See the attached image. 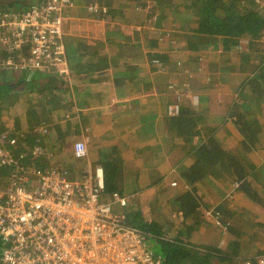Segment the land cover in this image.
I'll return each mask as SVG.
<instances>
[{
  "label": "trees",
  "instance_id": "1",
  "mask_svg": "<svg viewBox=\"0 0 264 264\" xmlns=\"http://www.w3.org/2000/svg\"><path fill=\"white\" fill-rule=\"evenodd\" d=\"M37 1L0 0L2 5L0 11L6 13L15 9L25 10ZM89 1L81 0L79 3L75 1L72 17L64 21V29L67 33L77 21H81L82 15L91 19L101 17L99 12L89 11ZM183 2L187 6L183 10L179 9V4L174 5L173 2H170L171 5L168 7L163 6L158 9L154 21L162 25L166 23L171 12H175V25H172L174 30L161 37L162 32H158V26L153 24L156 32L151 36V40L148 39V34L145 35L146 46L148 45L147 47L152 50L146 56L138 52V80L145 78L150 80L148 75L141 76L140 70L145 74L149 71L150 74L152 71L165 69L170 78H174L173 72H178V76L179 71L183 69L192 75L205 74L204 81L200 82L202 86L199 82L189 84L184 88L187 93L183 94L181 100L180 93H175L178 86H175V89L171 88V93L161 90L162 86H160L159 93L155 94L158 96L138 98L139 143L145 138L151 141L148 145L143 144L141 153L143 155L148 150L152 152L151 158L144 160L143 163L149 166V175L155 176L154 182L148 180L138 188L147 186L150 188L159 183L162 186L164 178L174 174L169 173L168 170L176 168L179 185L172 186L175 188L162 189L170 194L172 203L182 211L183 220L181 223L168 219L161 222L153 220L150 214L145 215L140 198L138 209L130 216L126 215V221L129 225L152 234L158 247L155 251L162 255L164 264H239L244 259H252L256 264V255H250L247 249L252 242L264 240V219L245 224L244 210L236 209L231 202H222L213 208L219 223L211 225V228L218 230L220 234L224 236L227 234L229 244L226 248L214 244H194L189 238V233L198 223H202L203 210L210 208L208 203L202 201L198 193L200 188H207L206 185L220 184L227 189L226 194L236 188V191H241L246 198L252 200L256 209L264 213V68L262 65L264 50L261 51L260 56L253 58L249 50L239 49L241 38L245 36L257 38L264 30V11L256 0H184ZM130 3L136 5L135 0ZM190 17L198 23V27L193 32L188 31ZM72 21L75 23L71 25ZM111 35L110 30H107L106 36ZM67 36L66 43L69 39ZM219 37L223 38L225 50L221 58L218 57V53H215L219 49ZM203 50H208L209 60H202ZM24 56H31L29 49L22 51L14 45L13 48L0 45V135H7L6 139L0 140V147L3 149L1 152L11 151L14 159L7 165H0V185L7 184L6 179L11 174L29 164L31 160H27L24 165L23 162L28 156L33 155L31 147L38 145L43 149L46 143L52 147L56 142L54 139L44 137L46 135L44 129L48 130L49 124L46 118L41 119L40 115L44 113L38 111L32 112L34 124L30 127L21 130L16 127L10 128L8 110L12 103L10 92L14 86L16 72L28 71L30 74L34 72L16 65ZM254 60L257 64L251 68ZM8 61L12 62L8 63ZM141 62L143 66L139 64ZM191 62L194 64L192 67L187 65ZM36 72L43 71L34 73ZM193 78L194 76L191 77L192 80ZM232 78L236 83L237 101L232 100L231 106L222 110L225 115L228 113V118L230 117L234 123L235 128L227 132L233 135L237 145L228 148L218 133L221 127L209 124V110L196 106L190 98L192 99L191 92L196 93L205 88L213 92L214 88L228 84ZM153 89L152 87L151 90ZM28 90L22 88L20 92ZM139 91L144 92V89L138 86V94ZM187 95H190V98ZM153 100H162L160 102L162 111L157 115L145 117L140 109L145 108L147 103ZM173 103L179 105V112L176 114H171L168 109ZM67 112L70 110L68 109ZM119 123H123L122 120ZM121 127L123 125L119 126ZM64 131L69 134V129ZM107 132L110 143H106ZM107 132L102 134L103 146L99 147L100 143L94 139L96 146L102 149L99 162L104 170L105 182L102 199L106 201H108L105 198L110 193L109 190L111 195L118 190L110 175L116 173L119 166L116 161L110 162V159L113 155L122 156L119 137L110 134L111 131ZM125 133L122 136L129 143L132 141L131 136H126ZM130 133H132L131 130ZM33 137L35 140L29 144L28 140ZM12 139H15V144L11 143ZM61 151L64 152V148ZM49 152H51L50 149ZM172 153H174V156H171L173 162L166 163L168 168L165 164L166 158ZM42 169L45 167H41ZM236 183H238L237 187ZM234 221H240L241 224L235 225ZM2 247L3 242L0 239V254ZM263 251L260 249L257 252L261 254Z\"/></svg>",
  "mask_w": 264,
  "mask_h": 264
},
{
  "label": "built area",
  "instance_id": "2",
  "mask_svg": "<svg viewBox=\"0 0 264 264\" xmlns=\"http://www.w3.org/2000/svg\"><path fill=\"white\" fill-rule=\"evenodd\" d=\"M256 1L264 11V0ZM74 7V0H38L25 10L0 11V45L29 49L31 56L16 63L22 68L68 73L64 21L65 11ZM89 9L108 14L97 2ZM245 37L239 40L241 48ZM250 40L264 45V30ZM193 101L198 103L197 96ZM169 111L178 113L179 105H171ZM6 138L0 135V140ZM1 150L0 165L14 161L11 151ZM38 151L36 147L33 153ZM73 155L88 160L82 179L70 178L72 172L64 166L34 170V177L20 168L6 179L7 184L0 185V264H164L151 245L152 234L129 225L126 214L113 212V202L125 206L128 198L115 191L112 202L102 199L104 171L89 160L86 140L74 143ZM173 185L178 184L174 181ZM235 191L227 196L235 197ZM209 211L207 219L219 223L213 209ZM255 258L256 264H264V251ZM239 264L254 262L244 259Z\"/></svg>",
  "mask_w": 264,
  "mask_h": 264
},
{
  "label": "crops",
  "instance_id": "3",
  "mask_svg": "<svg viewBox=\"0 0 264 264\" xmlns=\"http://www.w3.org/2000/svg\"><path fill=\"white\" fill-rule=\"evenodd\" d=\"M121 9L123 8L121 7ZM110 13L111 14L108 16V19H110L112 15V12ZM174 15L175 12H171V15H169V18L164 25L160 22H153V24L158 26L157 31L162 32L161 37L164 34H167V32L171 33L174 30L172 27V25H175ZM82 16L83 17L80 18L81 21H77L76 25L68 32L69 39L66 43V47L69 72L62 73L56 71L49 73L43 71L34 73V71L33 74H30L28 71H19V73L16 72L17 75L13 81L14 86L10 92L12 103L9 107L8 115L10 116L9 122L11 123L14 121V123L18 125L21 122H24L22 118L32 114L33 111L48 113L49 137L48 135H45V138L48 137L47 139L59 141L63 134H68L64 130L69 129L68 137L70 136L71 138H74L70 154L73 156V145L76 141L86 140L89 152L88 158L92 165L96 163V165L102 166L99 161L96 162L94 160V158L100 157L102 152V149L99 148L103 146L104 142L102 134L107 131H111L109 133L114 135L124 134V132H126L125 135L127 136V132L131 130L132 133H130V135L132 136V139L136 138L138 142L140 138L138 136V98L150 95L158 96L155 94L159 93L160 83H155L159 77L157 76L158 73L152 71L149 74V71H147L145 74V72L140 70V65L143 66V62L139 63V70L141 72L140 75H148L150 76V80L149 78L138 80V33L137 36H131V32L129 30L133 29L134 26H138V23H140V21L138 22V17H136L134 19L135 21L131 23L129 20H126L124 16V20L121 18L120 21H117L116 19L115 22L108 23V26H106V22L98 19L100 22L97 24V27L100 30L95 32L91 27H86V25L92 23L94 19L84 15ZM191 17L194 18L193 16ZM191 17L188 21V23H190L188 29L189 32H193L194 29L198 27V23ZM122 20L126 22L125 25L124 23L121 24ZM118 22H120V24H115ZM73 23H75V21H72L71 25ZM114 25L121 28L123 32L116 37H107L106 31L110 30L109 27ZM152 32L153 34L156 32L155 27L150 30V33ZM220 38L221 37L218 39L219 58H221V55L225 52ZM239 49H241L240 46ZM172 75L174 77L172 79L179 81L178 87L182 86L180 83L181 77H178L176 72H173ZM199 75L200 74L197 73L194 75L191 74V77L194 76V78L190 84H192L195 81V78ZM138 86L141 89H144V92L139 91L138 94ZM152 87L154 88L153 90H151ZM22 88L29 90L26 92H20ZM235 89L236 83H234V79L232 78L231 82L225 85H220L218 88H214L212 90L213 92H210L206 88L203 90L200 89V92L196 91V93H201L198 96L199 100L197 104L192 101L193 97L191 99L190 95L187 96L196 106L198 105L202 109L209 110V124L214 125L213 121L215 118L222 117V115L228 117V113L226 115L222 114L224 113L222 109L231 106L232 100L237 101ZM166 92L171 93L169 90ZM191 93L193 94L194 92ZM153 101H158L160 103L162 100ZM171 105H175V103ZM68 109L70 112H67ZM220 110L221 112H219ZM62 112L63 114L61 115ZM157 114L158 113L145 114L144 116L149 117ZM101 119H103L102 122ZM121 120L123 123H119ZM104 123L107 127H105ZM122 125L126 128V130L123 127H121L123 129L119 128V126ZM231 125V130H233L235 128L233 121ZM16 128L18 129V127ZM229 130H226L225 132L226 139H228L227 142L224 138L223 141L228 148H233L236 147L237 141L233 135L228 134L227 131ZM107 136L108 132L106 134V137ZM94 139L100 143L99 147L94 143ZM34 140V137L30 138L28 143L32 144ZM143 140L142 145L138 144V148L140 150L141 147L144 146L143 144L148 145L151 142L146 138ZM32 148L33 147H31V150ZM35 155L37 154L28 156V158L23 162L24 165L27 160H31L26 167H20L25 169L31 177H34V170H41V168L37 166L38 164L34 162ZM91 155L94 157L93 159L91 158ZM171 156H174V153L166 158L167 161L165 164H171L173 162ZM87 161L86 163L88 165ZM134 165L135 164L133 163L130 164L131 167ZM168 172L174 174L176 173L177 175L176 168H172L171 170H168ZM71 174L73 175V172ZM151 178L152 176H150L149 180H151ZM155 185H160V183ZM213 189L215 193L218 191L222 192L217 187H214ZM226 190L227 189L224 188V193ZM208 192L209 191H207V189L202 190L200 188L198 190L199 196L203 202L207 203L206 199L210 198L213 202L222 203V201H226L227 195L224 194L219 200L216 198V195H210ZM235 192V198L236 196L241 197L239 204L241 202H245L246 200L245 203L248 204L246 209L252 210V200L246 198L241 191ZM218 204L219 203L216 205ZM177 212H180L183 216L181 210L178 211L177 209ZM261 216L258 214L257 219L252 222L263 221ZM236 225H238V223H236ZM214 232L215 230L209 226L205 227L203 223L200 229V236H198L199 240L194 241L192 239V237H195L196 235L195 229L190 231L189 238L194 244L216 245L217 241L215 243V239L217 236L214 235ZM257 242H261L257 244L259 245V248L254 251L249 248L250 255L255 254L258 256L260 253L257 251L260 249L264 250V240H259Z\"/></svg>",
  "mask_w": 264,
  "mask_h": 264
},
{
  "label": "rangeland",
  "instance_id": "4",
  "mask_svg": "<svg viewBox=\"0 0 264 264\" xmlns=\"http://www.w3.org/2000/svg\"><path fill=\"white\" fill-rule=\"evenodd\" d=\"M74 1H76V3H79L81 0H74ZM132 1L133 0H92V1L90 0L89 6L93 2H97L98 5L100 4L101 6L107 8L108 14L107 15L103 14L102 11H101L102 13L99 12V15L101 17L96 18V19L92 18V19H94V21H92V23H89L88 25H86V27L87 26L89 28L91 27L93 31L98 32L100 30L97 27V24H99V22H100V21H98V19L106 22L105 24H106V26H108V23L115 22L116 19H117V21H120L121 18L122 19L124 18V16H125L126 20H129V22H131V23L135 21L134 19L136 17H138V22L140 21V23H138V26H134L133 29H129V30L131 32L130 33L131 36H137V33H138V52L146 56L148 54V52L151 51L152 49L150 47H147L148 45L146 46L145 35L148 34V39H150V40H151V36L154 35L153 32L150 33V30L153 29V22L156 18L155 14L158 13V9L162 8L163 6H165V7L170 6L171 5L170 2H173L172 4H174V5L179 4L180 10H183L187 6L183 2L184 0H135L136 5H132L130 3ZM89 2H87V3H89ZM138 5H140V6H138ZM0 6H2V5H0ZM121 7L123 9H121ZM88 9H89V7H88ZM110 12H112V15H111L110 19H108L109 14H111ZM72 15H73V10L67 9L65 11V16L67 18L72 17ZM67 18L65 20H67ZM123 20H122L121 24L124 23V25H125L126 22H124ZM141 23H144V24H141ZM115 24L118 25V24H120V22L115 23ZM117 25L109 27L110 32L112 33V35H111L112 37H116L119 34H121V32H123V30L121 28H119ZM66 33H67V31H66ZM67 35H68V33H67ZM155 35H156V33H155ZM245 39H246V42L240 43V44L244 43L242 45V48L241 47L240 48L243 51L249 50V54L253 55V58H255L257 55L260 56L261 51L264 50L263 44H259L258 42L251 41L250 37H248V36H246ZM65 44H66V42H65ZM66 49H67V47H66ZM208 53H209L208 50L202 51V60L203 59L209 60V58L207 56ZM215 53H218V51ZM255 64H257V62L254 60V65H252L251 68H253L255 66ZM259 64H260V61H259ZM187 65L192 67L194 64L191 62ZM262 65L264 68V64H262ZM158 66H159V64H158ZM185 70L184 69L180 70L179 71L180 73L178 74V76L181 77L180 83L182 84V86L178 87L179 89L177 88L175 93L176 94L180 93L179 94L180 100L183 99V94L186 93L184 88L188 87L189 86L188 84H190V82L193 81L191 79V73L186 72ZM155 72L158 73L157 76H159L157 78V80L155 81V83H160V86L162 85L161 90H165V91L169 90L170 91L171 88H175V86H179V81H176V79L174 80V79L170 78L167 70L163 69V70H157ZM204 75L205 74H200L199 76H197L195 78L194 82H196V83L197 82H199V83L203 82L204 81ZM172 82H174V83H172ZM199 85H201V83ZM156 88H159V87H156ZM197 88H198V86H197ZM187 91L189 92V90H187ZM197 92H200V91H197ZM199 94H201V93H195V94L191 93V97L197 96V99L199 100V97H198ZM155 109H158V110H155ZM140 111H141V114H153V113L159 114L161 112L160 103L157 101L156 102L150 101L147 103V106L145 108H141ZM219 112H221V110ZM8 114H9V110H8ZM222 114H224V113H222ZM40 116H41V119L47 118V120L49 117L48 113H46V112L44 114H41ZM22 120L25 123L21 122L20 124L16 125V123H14V121L11 122L10 128L15 129V127H18V129L21 130V129L30 127L31 125L34 124V115L29 114V115H27V117L22 118ZM213 123H214L213 126H220L221 127V129H219L218 133L227 142L228 139H226L225 132H226V130L232 129L231 118L230 117L228 118V117L222 115V117L215 118ZM123 128H125V127L123 126ZM123 128H120V129H123ZM127 133L129 136H131L130 130ZM114 136L119 137L118 140L121 144V145L120 144L119 145L122 149V153H121L122 156L113 155L111 157L110 162L116 161V164L119 167H118L116 173H114L113 175H110V176L113 179V184L116 186V188L118 189V191L122 195H125L128 198L129 203L127 205L123 206L119 202H113L112 203L113 212L118 213L120 211L119 214L122 212V213L130 216L131 214H133L138 209V203H139V200L141 198L140 204L143 207L145 215L150 214L149 216H151V218L153 220L160 221V222L168 219L169 221H174V222L177 221V222L181 223L183 218H182V215H180V212H177L178 207H176V205L174 203H172L170 194L163 191V189H168L167 187H172V182H174V181L177 182V175L172 174L170 177L169 176L165 177L164 181L162 182V186L154 184V186H152V188L151 187L149 188V186H147V187H141L139 189L138 188L139 186H142L146 181H148L150 179V175L148 173L150 168L147 164H145L143 162H144V159L151 158L152 152L150 150H148L145 154L142 155V153H141L142 150H140L138 148V144L142 145V142L139 143V140L137 142L136 138L132 139V136H131L132 141H130L129 143H127L126 140H124V136H122V134L114 135ZM48 137H49V135H48ZM105 139H107L106 143H110L108 136ZM73 142H74V138H71L70 136L68 137V134H63L62 138L59 141L54 142L52 147H50L49 143L48 144L46 143L45 147H43V149L37 155L34 156V162H36L38 164L39 168H41V167H49L50 168V167H55V166L68 167L73 172V174H75V176H73L72 174L69 175L70 178L82 179L84 177V175L86 174V171L88 170L87 163H86L87 160L86 159L79 160L77 158H73V156L70 155V153H71L70 150H71V146H72ZM40 145L42 146V142L40 143ZM60 148L61 149L64 148L65 151L62 152ZM49 149L51 150V152H49ZM59 155L61 157H59ZM91 158L93 159L94 157L91 155ZM99 158L100 157L94 158V160L96 162H98ZM262 158L263 157H261V159ZM127 160L129 161L130 164L133 163L135 165L131 167ZM93 165L95 167L96 163H94ZM261 176H263V175H261ZM151 181L152 182L155 181L154 175L151 178ZM177 184H178V182H177ZM217 185L218 186L206 185L207 188H204V189L205 190L207 189V191H209L208 194L213 195V196L216 195V198H218L220 200L224 194L225 195H227V194H226V192L224 193V188L220 184H217ZM173 186H177V185H173ZM214 187H218L222 192L218 191L217 193H215V191H213ZM172 188H175V187H172ZM144 189H147V190H144ZM204 189H202V190H204ZM109 192L110 193L107 194V198H105V199L112 202L113 197L111 195L110 190H109ZM234 194H236V192ZM224 198H225V196H224ZM240 199H241V197H239V196L238 197L236 196V198L235 197L230 198V197L226 196V201H224V202L225 203L231 202V204L236 209L244 210L243 218L246 219L245 224H251L252 221L257 219L258 214H260V216L262 215L261 219H264V213H262L260 210L256 209L255 206H253L252 210H249V209L247 210L246 206L248 204L245 203L246 200H245V202H241L239 204ZM206 201L209 204L210 208H206L203 210L202 215H201V219L203 221H202V223H198L195 226V232H196L195 234L196 235H195V237H192V239L194 241L199 240L198 236H200V229H201L203 223H204L205 227H208V226L212 227L211 225H214L213 224L214 222H211L210 220L207 219V218H210V217H206V216H208L207 212H210L209 210L213 209L216 206V204L220 203V202H213V200L211 198L206 199ZM235 222L238 223V225L241 224L240 221H235ZM235 222H233V223L236 225ZM175 224H177V223H175ZM214 235L217 236L215 239V243L217 241L216 245L218 247L226 248L228 246L229 240L226 236L227 234L224 236L222 234H219L218 230H215ZM150 242H151L152 247L154 249L158 250V247H157V244L155 242L154 237H152V236L150 237ZM258 243H261V242H257V241L252 242L251 246L250 247L248 246V249H247L248 253H250L249 248H250V250H253V251L256 250L257 248H259V245H257Z\"/></svg>",
  "mask_w": 264,
  "mask_h": 264
},
{
  "label": "clouds",
  "instance_id": "5",
  "mask_svg": "<svg viewBox=\"0 0 264 264\" xmlns=\"http://www.w3.org/2000/svg\"><path fill=\"white\" fill-rule=\"evenodd\" d=\"M74 8H75V7H74ZM73 10H74V9H73ZM109 15H110V14H109ZM48 134H49V133H46V135H48ZM36 147H39V151H38V153L42 150L40 146L36 145V146H34V147L32 148V153H33V151L35 150ZM38 153H37V154H38ZM33 154H34V153H33ZM73 157L75 158L74 155H73ZM103 171H104V170H103Z\"/></svg>",
  "mask_w": 264,
  "mask_h": 264
},
{
  "label": "bare ground",
  "instance_id": "6",
  "mask_svg": "<svg viewBox=\"0 0 264 264\" xmlns=\"http://www.w3.org/2000/svg\"><path fill=\"white\" fill-rule=\"evenodd\" d=\"M102 195H103V194H102ZM119 212H120V211H119ZM119 212H118V213H119ZM213 212H214V211H213ZM121 213H122V212H121ZM215 213H216V212H215ZM218 217H219V216H218Z\"/></svg>",
  "mask_w": 264,
  "mask_h": 264
}]
</instances>
